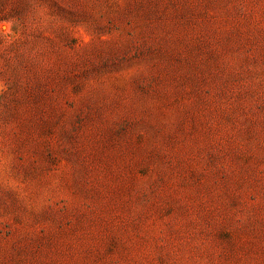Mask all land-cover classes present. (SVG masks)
Masks as SVG:
<instances>
[{
    "label": "rangeland",
    "instance_id": "1",
    "mask_svg": "<svg viewBox=\"0 0 264 264\" xmlns=\"http://www.w3.org/2000/svg\"><path fill=\"white\" fill-rule=\"evenodd\" d=\"M0 264H264V0H0Z\"/></svg>",
    "mask_w": 264,
    "mask_h": 264
}]
</instances>
